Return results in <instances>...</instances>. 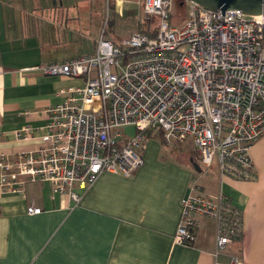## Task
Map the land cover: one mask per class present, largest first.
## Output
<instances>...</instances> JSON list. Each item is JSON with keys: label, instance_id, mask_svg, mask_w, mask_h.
I'll use <instances>...</instances> for the list:
<instances>
[{"label": "built area", "instance_id": "obj_1", "mask_svg": "<svg viewBox=\"0 0 264 264\" xmlns=\"http://www.w3.org/2000/svg\"><path fill=\"white\" fill-rule=\"evenodd\" d=\"M171 5L145 0V12L161 17L154 36L139 31L120 42L102 36L92 53L29 68L80 76L84 84L44 110L42 135L30 124L15 131L19 140L37 139L36 149L0 151L3 193L23 194L27 183L49 181L77 205L104 171L130 176L144 163L140 149L150 131H163L168 142L193 140L206 170L252 175L251 147L264 135V14L222 15L188 0L187 19L174 25ZM126 126L134 127L127 138ZM195 187L182 199L174 242L193 243L199 216L210 217L218 222L217 254L233 240L240 213L224 193ZM41 210L28 207L31 214Z\"/></svg>", "mask_w": 264, "mask_h": 264}, {"label": "crops", "instance_id": "obj_2", "mask_svg": "<svg viewBox=\"0 0 264 264\" xmlns=\"http://www.w3.org/2000/svg\"><path fill=\"white\" fill-rule=\"evenodd\" d=\"M80 1L74 6L78 10ZM124 1L107 6L122 12ZM20 3L27 9L26 0ZM32 3V12L23 10L17 19L8 14L13 6L4 10L0 5V151L12 154L38 147L37 139H17V129L30 124L37 128L36 137L42 135L44 110L61 102L67 89L84 84L80 76L29 68L92 53L107 34L117 42L109 26L103 29V20L80 40L76 28L84 21L74 16L71 2ZM9 24L22 29L23 36L11 37ZM16 40L23 44L14 47ZM159 133L147 137L140 149L144 163L132 175L104 171L77 205L54 193L49 181L27 183L23 194H5L0 188V264H215L232 259L264 264V135L251 147L252 175L235 178L221 175L218 166L197 172L190 163L193 156L167 155ZM196 158L200 163L199 154ZM195 186L224 193L240 213L233 240L217 254L218 222L210 217L199 216L193 243L174 242L182 199ZM32 204L41 212L29 213Z\"/></svg>", "mask_w": 264, "mask_h": 264}, {"label": "rangeland", "instance_id": "obj_3", "mask_svg": "<svg viewBox=\"0 0 264 264\" xmlns=\"http://www.w3.org/2000/svg\"><path fill=\"white\" fill-rule=\"evenodd\" d=\"M20 1L22 2V0H0V5L4 7V10L6 7H8L9 10H12L8 4L13 6L14 12L13 13L8 12V14L9 15L13 14L15 18L16 15H19L23 10L24 11L28 10V13L30 11L32 12L33 9L32 2L34 0H26L27 9H25V7L20 3ZM70 2L73 3L72 12L74 13V16L75 15L80 16L81 20L84 21L78 24V26L80 27L76 28V30L77 29L79 30L78 32H76V34L78 38L82 41L88 38L89 36L88 33L90 32V29L93 32L95 28L99 27L102 24V20H103V24H102L103 29L106 26H109V28L113 31L112 33L115 37L114 40L117 42L118 41L120 42L123 39L130 38L135 32L154 31L159 27V24L161 22V17L158 14L148 15L145 12L144 10L145 0H125L122 6V12L113 8V6H111V8L107 6L109 5V2L113 4L114 0H89V3L92 2L91 4L88 3L86 4L83 1H80L79 10L77 9V7L76 8L74 7L78 3V0H64V3H70ZM188 15H189L188 0H172V5L168 15V19L171 22V24L182 25L187 19ZM59 17L60 15H57L56 21H59L58 19ZM108 20H110L109 25H108ZM9 27L13 31L11 37H15L17 35L23 36L22 29L19 28V30L18 29L13 30L11 24H9ZM6 32L8 34L10 33L8 31ZM107 36H109V34H107ZM107 36L105 38H107ZM80 40H79V45H80ZM12 44L14 45V47H16L18 44H23V42L22 41L19 42L18 40H16ZM124 128L127 135H132L134 133L133 128L129 126H126ZM158 139H160V141L162 142V145L164 147V152L169 156H175L178 152V149H180L179 147L186 146L185 144L189 142V141L167 142L164 139H162L161 136H159ZM178 226L175 232H177ZM224 264H231V261L229 263H224Z\"/></svg>", "mask_w": 264, "mask_h": 264}, {"label": "water", "instance_id": "obj_4", "mask_svg": "<svg viewBox=\"0 0 264 264\" xmlns=\"http://www.w3.org/2000/svg\"><path fill=\"white\" fill-rule=\"evenodd\" d=\"M209 10H221L222 15L230 9H241L247 14H264V0H191ZM192 165L197 172H202L200 163L191 158Z\"/></svg>", "mask_w": 264, "mask_h": 264}, {"label": "trees", "instance_id": "obj_5", "mask_svg": "<svg viewBox=\"0 0 264 264\" xmlns=\"http://www.w3.org/2000/svg\"><path fill=\"white\" fill-rule=\"evenodd\" d=\"M144 32V31H143ZM156 32H157V30H154V31H148V32H146V33H149L151 36H154L155 34H156ZM122 132H123V135L125 136V138H127L129 135H127L126 134V132H125V130L124 129H122ZM153 134H155V132L153 133L152 131H150L149 133H148V138H149V136L150 135H153ZM160 136H161V138L162 139H164L165 141H167L166 140V138L164 137V134H163V131H160ZM173 141H177V142H182V141H179V140H172L171 142H173ZM186 141H189L188 143H186L185 145L186 146H183V147H179L180 149H178V153H181V154H184V156H186L187 158L188 157H192L193 156V158L195 159V160H197V158H196V156L198 155V153H197V148H196V145H195V143H194V141L193 140H186ZM192 141H193V143H192ZM146 142V141H145ZM168 142V141H167ZM190 153V154H189ZM190 159V158H189ZM190 163H191V165H192V162H191V160H190ZM193 166V165H192ZM201 191V190H200ZM197 230V229H196Z\"/></svg>", "mask_w": 264, "mask_h": 264}]
</instances>
